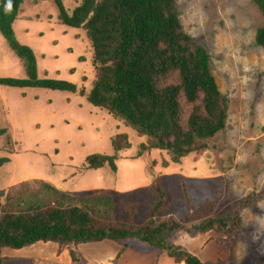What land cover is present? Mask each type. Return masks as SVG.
<instances>
[{
    "label": "rangeland",
    "instance_id": "1",
    "mask_svg": "<svg viewBox=\"0 0 264 264\" xmlns=\"http://www.w3.org/2000/svg\"><path fill=\"white\" fill-rule=\"evenodd\" d=\"M64 1L70 8L78 4ZM176 1L185 32L208 50L213 76L230 102L226 128L210 142L213 171L212 160L206 159L204 165V156L192 155L181 164H175L167 151L153 150L150 157H139L147 138H139L124 122L77 95L0 87V130H7L0 137V159H10L0 168L3 204L6 197L33 199L41 192L49 203L56 201L58 197L44 184L70 195L67 206L77 205L79 198L108 194L116 202L114 221H133L141 227L149 222L160 190L164 204L155 223L170 219L190 228L194 218L226 216L251 193L264 192V49L255 47L263 16L252 0ZM21 14L15 22L16 36L35 50L40 77L76 82L91 75L90 65L79 61L83 33L67 34V27L58 24V8L51 0H24ZM15 55L0 34V78H25ZM122 134H128L133 146L116 152L112 140ZM94 154L115 157V167L88 169L86 159ZM240 214L242 228L233 247L218 245L215 241L230 236L215 232L199 235L203 247L193 234L183 232L173 237L174 243L204 263L264 264V201ZM141 246L129 244L138 253ZM154 264L163 263L159 259Z\"/></svg>",
    "mask_w": 264,
    "mask_h": 264
},
{
    "label": "trees",
    "instance_id": "2",
    "mask_svg": "<svg viewBox=\"0 0 264 264\" xmlns=\"http://www.w3.org/2000/svg\"><path fill=\"white\" fill-rule=\"evenodd\" d=\"M51 1L58 8V24L67 27V34L83 33L79 61L90 65L92 77L74 79L76 82L40 77L35 50L22 45L14 29L24 0H1L0 34L23 65L25 78H0V87L77 95L98 111L124 122L139 138L146 137L139 157H150L153 150L171 152L176 163L192 155L204 156V162L212 160L213 171L215 156L210 153V142L226 128L230 102L213 76L208 50L185 32L177 1L76 0L74 8L67 7L64 0ZM252 2L264 22V0ZM255 47L264 49V25L257 29ZM6 132L1 129L0 137ZM130 141L128 134L112 140L116 152L132 148ZM115 161V157L102 154L86 159L87 168L95 171L107 165L115 167ZM8 163L9 158H1L0 168ZM42 187L58 199L49 203L41 192L33 199L6 197L3 204L0 194V264L20 262L4 257L5 250L21 251L37 244H52L61 252L68 248L74 264H80L81 257L74 252L78 245L105 240L120 245V255L130 243L140 242L149 251L166 252L177 264H215L202 262L174 243L173 237L178 232H215L230 236L227 241H215L218 245L233 247L242 228L240 212L264 201V192H253L240 201L235 212L214 219L199 216L189 228L188 223L175 220L155 223L154 217L164 204L158 190L159 202L148 224L139 227L133 221H114L115 200L111 195L79 198L77 205L67 206V201L72 202L70 195L47 184Z\"/></svg>",
    "mask_w": 264,
    "mask_h": 264
},
{
    "label": "crops",
    "instance_id": "3",
    "mask_svg": "<svg viewBox=\"0 0 264 264\" xmlns=\"http://www.w3.org/2000/svg\"><path fill=\"white\" fill-rule=\"evenodd\" d=\"M174 163L181 164L182 161L180 163ZM167 220L170 219H166V221ZM147 224L148 223H146L145 225ZM194 238L196 241L200 240L201 243H199V245L203 247L204 240L200 238L199 235L195 236ZM173 241H175V238H173ZM180 245L182 244L180 243ZM75 249L79 255H82L80 264H154L157 262V260L159 262V259L163 264L175 262L173 259L169 261L168 259L170 258L165 252L158 253L156 251H149L145 246H141V249L139 251L141 253L135 252L133 248H128V250H126L123 254L120 255L123 248L120 245L108 240L103 241L102 243L78 245ZM119 255L121 258L119 257ZM158 255L160 256L158 257ZM3 256L20 260L19 263H17V261H10L11 264H26V261L28 259H30V262L28 264H74L70 255V249L65 248L61 252L58 246H52V244H37L36 246L26 248L21 251H11L7 249L4 251ZM21 259H23L24 261H22Z\"/></svg>",
    "mask_w": 264,
    "mask_h": 264
},
{
    "label": "clouds",
    "instance_id": "4",
    "mask_svg": "<svg viewBox=\"0 0 264 264\" xmlns=\"http://www.w3.org/2000/svg\"><path fill=\"white\" fill-rule=\"evenodd\" d=\"M9 6H10V5H9ZM151 175H152L153 178L156 176L155 173H154L153 171H151ZM197 235H200V234H195L194 237L197 236ZM201 235H203V234H201ZM105 241H107V240H105ZM98 243H102V242H98Z\"/></svg>",
    "mask_w": 264,
    "mask_h": 264
},
{
    "label": "bare ground",
    "instance_id": "5",
    "mask_svg": "<svg viewBox=\"0 0 264 264\" xmlns=\"http://www.w3.org/2000/svg\"><path fill=\"white\" fill-rule=\"evenodd\" d=\"M15 29V28H14ZM71 254V253H70ZM72 257V256H71ZM73 259V258H72Z\"/></svg>",
    "mask_w": 264,
    "mask_h": 264
}]
</instances>
